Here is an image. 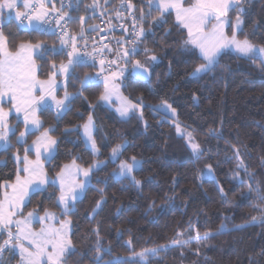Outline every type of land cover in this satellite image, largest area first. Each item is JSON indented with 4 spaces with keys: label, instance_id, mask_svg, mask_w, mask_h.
<instances>
[{
    "label": "trees",
    "instance_id": "16d2710c",
    "mask_svg": "<svg viewBox=\"0 0 264 264\" xmlns=\"http://www.w3.org/2000/svg\"><path fill=\"white\" fill-rule=\"evenodd\" d=\"M191 1L184 0V4ZM109 3L121 7L122 4L127 6L129 0H110ZM131 3L138 15L141 8L147 9L146 0H131ZM244 7L248 11L244 17V31L238 37L244 38L248 34L251 41L264 45V0H251ZM152 14L156 15V12ZM235 15L233 11L231 17ZM144 27L149 25L145 23ZM2 29L12 51L21 41L35 43L47 40L48 46L55 44L60 47L55 36L19 29L15 17L3 22ZM164 29L171 30L167 37H163ZM152 32L141 45V49L144 46L153 48L160 57L159 63L153 66L151 81H138L128 74L123 83L124 91L131 99L138 101L142 97V118L134 113L130 119L121 120L114 108L98 103L103 90V82L100 81L97 86L85 89L83 96L76 95L71 110L61 119H57L51 109L39 112L43 127L27 136L26 143L29 144L43 129L54 128L51 133L58 140V148L55 159L46 163L51 177L77 156L80 157L77 160L79 164L88 166L95 157L86 147L78 126L91 112L97 126L94 135L103 153L99 159H106L115 143L126 140L127 147L121 159L135 155L144 162L142 170L135 173L142 181L139 188L112 178L107 185L97 184L95 177L110 173L119 161L109 163L94 175V187L88 189L71 218V239L76 251L67 257L66 264H93L94 229L97 227L102 246L111 249L103 259L110 260L126 256L132 249L139 251L170 244L174 239H186L189 234L194 236L196 231L201 235L206 230L216 231L225 216L230 218L227 221L229 227L246 224L258 214L253 212L252 206L264 204V201L254 198L255 192L253 197L240 195L250 183L254 190L259 187L264 191V71L257 66L260 61L227 54L220 61L221 65L227 66L226 70L218 66L214 76L193 78L190 73L201 61L183 49L187 30L176 24L175 13L167 16V24L154 28ZM227 32L231 34V28L227 27ZM36 59L39 75L47 77L54 69L53 62L57 65L68 58L65 52L57 51L54 55ZM85 72L93 73L94 69L80 67L77 76L63 81V76H59V89L67 81L68 89L77 93L80 90L79 78ZM162 100L170 102L177 110L179 121L191 127L202 149L199 154L192 151L167 115L152 107ZM16 120L17 117L12 115L10 123L15 124ZM21 127L22 120L16 127V134ZM66 128L76 130L66 132ZM24 148L25 144L16 143V136H13L12 147L7 151L0 150V185L16 178L18 163L14 153L24 154ZM237 153L247 171L254 173L252 181H249L244 171H240L244 184L233 179L237 171ZM28 154L33 156L34 152ZM208 165L212 166L215 177L201 176ZM97 187L105 189L103 194L107 202L92 219L90 213L100 198ZM221 187L226 195L221 194ZM2 194L3 188H0V198ZM57 194V189L49 188L43 194L33 195L23 213L32 209L44 212L46 208L59 212L53 203ZM190 225L191 233L188 232ZM118 229L123 233L118 234ZM178 232L183 235L178 237ZM129 237L132 238L131 245L128 244ZM200 245L199 255L193 241L184 248L172 247L158 257H149V264H264V255H261L264 252V225L249 224L238 231L202 240ZM203 245L211 247L206 249ZM18 259L17 252L15 255L5 252L3 264H16Z\"/></svg>",
    "mask_w": 264,
    "mask_h": 264
},
{
    "label": "snow or ice",
    "instance_id": "6c2138e0",
    "mask_svg": "<svg viewBox=\"0 0 264 264\" xmlns=\"http://www.w3.org/2000/svg\"><path fill=\"white\" fill-rule=\"evenodd\" d=\"M251 0H192L185 6L183 0H146L147 9L141 8L139 16H136L134 5L129 0L127 10L132 17V29L128 35L132 39L117 40L116 43L121 48L116 50V58L107 61L108 68L105 69L106 61L101 59L100 71L91 74L85 72L83 77L79 78L80 90L77 93H70L65 90L62 98H57L56 92L59 85L55 77L57 75L70 79L76 75L77 69L84 66L95 67L96 56L103 55L104 51L111 52L107 45L103 48H96L93 45V51L88 52L87 38L84 37L83 29L80 33L73 34L68 31L66 24L72 20L69 13L61 9L49 10L43 0H0V150L7 151L12 147V137L16 136V127L19 125V117L23 116L24 128L16 136V143H24L25 155L23 157V168L17 170L14 183L5 182L0 188L5 189L3 199H0V264H3V255L5 252L16 254L19 252L18 264H66L67 257L76 251L70 236L72 226V216L77 210V205L86 195L92 185V179L96 173L106 168L109 163H119L110 173L103 177L96 176L97 184L107 185L110 178L119 181H127L132 186L140 187L142 181L137 179L135 173L143 168V161L135 155L121 159L127 147V141L115 143L109 150L106 159H99L103 155L101 148L98 146L94 133L97 126L90 112L87 120L80 126L83 128V138L87 148L95 157L92 163L87 167H82L77 163L79 156L74 157L70 164L63 165L55 177H49L45 170V163H50L55 159V153L58 148V140L50 135L54 131L53 127L44 129V131L27 144V136L33 132L39 131L43 127L38 112L47 111L55 108L56 118L61 119L68 111L71 110L73 99L76 95L83 96L85 89L97 86L102 77L103 90L98 97L99 102L112 104L115 98L120 101V106L115 109L121 120L130 119L131 116L139 110L140 117H143L142 105L140 103L133 104L131 100L121 95V87L123 81L128 74L138 81H151L153 66L160 61V57L151 47L141 45L145 43V37L152 32L154 28H160L167 24V16L175 13V21L181 29L187 30V38L183 42V49L201 61L192 69L190 75L193 78H203L205 76H214L217 67L226 70V65H221L220 61L224 55L235 54L241 58H255L260 61L257 65L261 71H264V46L255 45L245 34L244 39H239L238 34L243 33L245 15L248 11L244 7L245 3ZM123 7V4L121 5ZM94 7V5H93ZM153 11L156 15H153ZM235 11L234 18L231 13ZM15 15L17 27L21 30L37 32L44 36H58L60 47L57 49L53 44L48 47L47 40H38L35 43L30 41H21L16 51L8 48L7 37L2 29L5 17L11 18ZM121 14L117 12V17ZM55 20V27L52 21ZM84 17H81V21ZM212 21H215L212 23ZM147 23L148 28L144 25ZM211 23V28L208 27ZM231 28V36H229L225 27ZM253 26V30H254ZM93 31L95 29H92ZM127 32L128 30L125 29ZM170 29H164L163 37H167ZM153 36L155 33L152 32ZM80 39H84L83 48L78 43ZM71 44V50H67ZM59 51L67 54V62H60L58 71L49 74V79L39 80L36 75V59L44 58L48 55H54ZM143 57L137 58V57ZM89 60L91 64L89 65ZM121 64L123 66H121ZM52 67L55 69L56 64L53 62ZM115 67L117 71H113ZM105 71L109 74L104 75ZM120 81V83H117ZM159 77H157V82ZM37 93H39L37 95ZM194 99L195 94H194ZM87 99V97H85ZM7 100L11 104V108L17 114L16 123H10L9 117L11 109L5 110L3 102ZM94 108L95 105H90ZM156 110L164 112L166 115H176V109L167 100H162L159 104L153 105ZM178 130L180 125H176ZM147 127V124H145ZM75 128H66L65 131H75ZM188 140L192 151L199 154L202 149L198 143L192 142L194 137L192 133L188 134ZM35 151V160L29 159L28 153ZM16 159L19 162L20 157L16 153ZM237 164L235 176L236 182L244 184V179L240 175V171H244V175L252 181L254 173H249L243 165V161L237 153ZM24 175L21 176L20 172ZM202 176H212V166H206V170H202ZM49 188L57 189L58 194L53 202L59 212L51 211L46 208L43 215H37L38 209L29 211L24 215L23 208L31 202L33 195L43 194ZM11 189V191H7ZM96 191L100 193V198L96 200L90 216L95 219L96 215L103 210L107 197L103 194L105 189L97 187ZM222 195L223 188H220ZM264 201V191L259 187L253 189L252 183L247 186L246 191H242V197H253ZM171 199V198H169ZM253 212L258 213L251 217L246 224L233 225L229 227L227 221L228 216L223 218V222L216 231L206 230L203 235L196 231L193 236L188 235L186 239H174L170 244L159 245L156 247L143 248L139 251L130 250L126 256H116L110 260H104L103 255L110 253V248L102 246L99 236V228H95L96 245L93 264H149V257H158L161 252H167L172 247L184 248L189 246L193 241L196 242V254H200V241L210 240L212 237L221 235L224 232L238 231L247 227L249 224L264 225V204H255L252 206ZM23 217L17 219V217ZM64 217V219H60ZM36 221L41 227L38 231L31 228V224ZM49 221H58L59 226ZM15 229V230H13ZM118 234H122L123 230L118 229ZM188 232H192L190 225ZM178 237L183 233L178 232ZM128 244H132V238L129 237ZM210 248L211 245H203ZM264 255V252L261 253ZM207 259V257H205Z\"/></svg>",
    "mask_w": 264,
    "mask_h": 264
},
{
    "label": "built area",
    "instance_id": "2783aa9c",
    "mask_svg": "<svg viewBox=\"0 0 264 264\" xmlns=\"http://www.w3.org/2000/svg\"><path fill=\"white\" fill-rule=\"evenodd\" d=\"M43 2L49 10H52L53 5L55 6V9H61L63 4V11L69 13L72 17V20L67 22L66 28L73 34H78L81 29H83L84 37L87 38L88 42V48L86 51L92 52L93 45L98 49L103 48L105 45H107L109 49H112L111 52L104 51L103 55L96 56L95 67L84 66L94 69V72L91 74L100 71L101 65L99 64V61L101 59L106 61L104 68L107 69V61L116 58V50L121 48V45L116 43L117 40L133 38L128 35V32L132 29L133 21L131 15L128 13L127 6H113L107 0H43ZM117 12L121 14L119 17H117ZM136 16L139 15L136 14ZM81 17H84L83 21H81ZM52 24L55 27V20L52 21ZM126 26H128L127 32L125 31ZM92 29L95 30L93 31ZM55 37L58 38V36ZM78 43L81 45V51H85L83 48L84 39H80ZM67 50H71L70 43ZM90 64L91 60H89V65ZM121 66L123 65L121 64ZM112 70L115 71L118 69L113 67ZM107 74L108 72L105 71L104 75ZM77 75L78 69L75 76ZM100 81H102V77L100 78ZM50 109L55 112L54 107Z\"/></svg>",
    "mask_w": 264,
    "mask_h": 264
},
{
    "label": "rangeland",
    "instance_id": "374dc122",
    "mask_svg": "<svg viewBox=\"0 0 264 264\" xmlns=\"http://www.w3.org/2000/svg\"><path fill=\"white\" fill-rule=\"evenodd\" d=\"M107 1H110V0H107ZM21 2H22V0H21ZM183 2H184V0H183ZM12 17H15L14 13H13ZM7 19H8V17L6 16L4 22H5ZM214 22H215V21H212V23H214ZM211 26H212L211 23H209L208 27L211 28ZM225 31H226V33H227L229 36H231V34H229V33L227 32V26L225 27ZM238 38H239V39H244V38H240V37H238ZM252 42H253V41H252ZM253 43H254L255 45H257V46H264V45H262V44H257V43H255V42H253ZM48 47L51 48L52 45H51V46H48ZM8 48H9V47H8ZM57 49H59V48L57 47ZM9 50H10V49H9ZM11 51H12V50H11ZM15 51H16V50H15ZM13 52H14V51H13ZM34 59H36V57H34ZM62 61H64V62L66 63V62H67V59H63ZM36 65H37V68H36V75H37V78H38L39 80H44V81L48 80V79H49V75H48L47 77H41V76L39 75V68H40V67H39V63H38L37 59H36ZM59 66H60V62L57 63L56 68L53 69L52 72H54V71H58ZM115 71H117V70H115ZM52 72H51V73H52ZM108 74H109V73H108ZM108 74H107V75H108ZM58 77H59V75H57V76L55 77L56 81L58 80ZM117 83H120V81H117ZM123 83H124V81H123ZM58 85H59V84H58ZM61 88H62V89H59V88H58V91L56 92L57 98H62L63 95H64L65 90H67V91L70 92V93H75V91H72V90L68 89V87H67V81L61 84ZM38 94H39V93H37V95H38ZM121 95H122L123 97H126V98H128L129 100H131V102H132L133 104L140 103V100L137 101V100H133V99H131V98L125 93L123 86L121 87ZM113 99H114V102H113L112 104H106L105 102H103V103L106 104V105H108V106H110V107H112V108H114V109H116L117 107L120 106V101H119V100H116L115 98H113ZM167 102H168V101H167ZM159 103H160V102H159ZM159 103H157V104H159ZM168 103L171 104L170 102H168ZM157 104H155V105H157ZM143 105H144V103H143ZM143 105H142V109H143ZM3 107L5 108V110H9V109H11V114H10V117H9V121H10V118H11L12 115L17 116V114L15 113V110L11 108V104H10L7 100H5V101L3 102ZM172 108H175V107L172 106ZM175 109H176V108H175ZM155 110H156V109H155ZM156 111H159V110H156ZM135 113L140 114L139 110H137ZM37 114L39 115V112H38ZM92 115H93V114H92ZM39 117H40V120L42 121V124H43V119L41 118L40 115H39ZM167 117H168V119H169L172 123H174L175 125H177V124L180 125V128H179V130H178V128H177V131H178V133H179L180 135H183V136L186 138V140H187V142H188V144H189V146H190V142H189V140H188V134H189V133H192V135H193V137H194V134H193V132H192L191 127H189V126H187V125H184V124H182V123L179 121L178 116H177V110H176V115H175V116H172L171 114H168ZM93 118H94V116H93ZM19 119L22 120V127H21L22 129H20V130L18 131V133L16 134V136H18V135H19V132H20L21 130H23V128H24V125H23V116H21ZM94 123H95V118H94ZM176 127H177V126H176ZM47 128H49V127H47ZM45 129H46V128H45ZM43 131H44V129H43L42 131H40V133H39L37 136H39ZM81 132H82V134H83V128H82V127H81ZM50 135L54 136L52 133H50ZM37 136H36V137H37ZM36 137H35L33 140H35ZM54 137H55V136H54ZM33 140H32V141H33ZM32 141H31L29 144H31ZM122 141H126V140H122ZM192 142H194V143H198V141L196 140L195 137H194V140H193ZM198 144H199V143H198ZM199 145H200V144H199ZM200 148H201V147H200ZM33 152H34V155H33V156H31V155L28 154L29 159H31V160H35V158H36L35 151L33 150ZM16 153H17V152L14 153L15 159H16ZM18 154H19L20 160H19V162H18L17 159H16V161H17V163H18V168H19V169H22V168H23V157H24L25 153L22 154V153H19V152H18ZM136 157H137V156H136ZM137 158L141 160V158H139V157H137ZM68 164H70V163H68ZM78 164H79V163H78ZM80 165H81V164H80ZM81 166H82V167H87V166H84V165H81ZM45 170L47 171L46 163H45ZM47 173H48V171H47ZM20 175L23 176L24 173L21 171V172H20ZM48 175H49V173H48ZM201 176H202V174H201ZM49 177H51V176L49 175ZM202 177H205V176H202ZM208 177H209V176H208ZM211 177H215V173H214L213 169H212V176H211ZM53 178H54V177H53ZM15 179H16V178H15ZM15 179H14V180H6V181L3 182V184H4L5 182H8V183H14V182H15ZM4 191H5V189H3V193H4ZM7 191H11V189H7ZM0 199H3V194H2V196H1ZM23 209H24V208H23ZM32 210H33V209H32ZM32 210H29V211H32ZM29 211H28V212H29ZM51 211L57 212V211H55V210H51ZM28 212L24 213V215H27ZM57 213H58V212H57ZM43 214H44V212H39V211L37 212V215H43ZM22 218H23V217H20V216L17 217V219H22ZM60 219H64V217H60ZM48 223H55L56 226H59L58 221H49ZM40 227H41L40 223H38V222H36V221H34V222L31 224V228H32V230H34V231H38V230L40 229ZM13 230H15V229H13ZM71 231H72V226H71ZM70 236H71V232H70ZM17 253L19 254L18 250H17ZM19 259H20V258H19ZM19 259L16 261V264H18Z\"/></svg>",
    "mask_w": 264,
    "mask_h": 264
},
{
    "label": "crops",
    "instance_id": "0c3cea01",
    "mask_svg": "<svg viewBox=\"0 0 264 264\" xmlns=\"http://www.w3.org/2000/svg\"><path fill=\"white\" fill-rule=\"evenodd\" d=\"M191 2H192V1H191ZM187 5H188V4H185V6H187ZM21 116H22V115H21ZM21 116H20V117H21ZM16 117H17V116H16ZM69 163H71V162H69ZM77 163H78V162H77ZM67 164H68V163H67Z\"/></svg>",
    "mask_w": 264,
    "mask_h": 264
},
{
    "label": "water",
    "instance_id": "95a60500",
    "mask_svg": "<svg viewBox=\"0 0 264 264\" xmlns=\"http://www.w3.org/2000/svg\"><path fill=\"white\" fill-rule=\"evenodd\" d=\"M125 29H127V30H128V26H126V27H125Z\"/></svg>",
    "mask_w": 264,
    "mask_h": 264
}]
</instances>
